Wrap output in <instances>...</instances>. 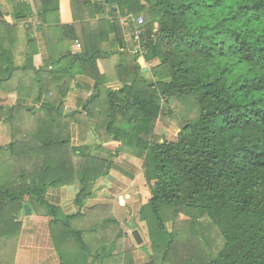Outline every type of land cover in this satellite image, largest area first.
Returning a JSON list of instances; mask_svg holds the SVG:
<instances>
[{"label":"trees","instance_id":"1","mask_svg":"<svg viewBox=\"0 0 264 264\" xmlns=\"http://www.w3.org/2000/svg\"><path fill=\"white\" fill-rule=\"evenodd\" d=\"M66 10L69 24L62 0H15L17 24L0 22L10 39L0 36V92L31 74L24 89L10 91L40 105L32 107L37 129L22 135L14 125L28 107L3 106L13 140L0 147V264H13L6 253L25 205L52 217L61 264H126L110 207L86 208L97 219L78 227L84 215H63L47 192L79 182L83 208L96 181L131 150L143 158L152 194L140 213L152 248L145 264H264V0H69ZM33 16L47 62L35 65L34 47L20 67L15 33ZM141 17L143 55L130 49ZM74 84L77 108L66 111ZM172 114L183 123L177 137L156 135L159 119ZM204 220L222 239L217 252Z\"/></svg>","mask_w":264,"mask_h":264},{"label":"crops","instance_id":"2","mask_svg":"<svg viewBox=\"0 0 264 264\" xmlns=\"http://www.w3.org/2000/svg\"><path fill=\"white\" fill-rule=\"evenodd\" d=\"M15 0H0V22L6 25L17 24L14 12L13 3ZM62 18L64 24L71 23L69 12L66 8L69 6V0H62ZM5 31L0 30V36L4 43L9 44L10 39L4 36ZM15 41L20 42V50L17 49L15 64L23 67L27 64V54L33 50L37 51L35 57V65L40 66L46 64L48 53L42 41V31L39 18L33 16L28 22L20 23L17 26V33H15ZM14 36V35H13ZM31 41H34L33 47ZM129 45L131 41L128 39ZM32 48V49H31ZM71 51L77 52L75 43L70 47ZM112 64V63H111ZM152 65L148 63L147 65ZM111 66V65H110ZM22 81V83L19 82ZM29 80H32L31 74L24 76L18 74L16 79L10 84L6 85L5 90L0 92V147H6L13 140V126L7 121V114L3 109L4 105H25L28 107V112H20L17 118V124L14 128L17 129L16 135L27 132H34L37 127V119L40 114L32 112V107L39 109L40 105L26 99H18L15 91H10L15 88L24 89ZM81 84L88 82L87 78H79ZM21 84V85H18ZM76 84V83H75ZM73 85L67 102L66 111H72L77 108L78 97L80 95L79 89ZM163 117H161V120ZM73 145L79 146V128L73 127ZM94 143V136H90L85 144ZM103 159H108L109 156L99 154ZM143 158L134 150L122 152L121 155L114 160V167L110 173L98 179L94 185L95 197L86 201L83 208L76 204V197L82 189L79 182L64 187H51L47 192V200L54 206L60 208L63 215L71 216L81 214V217L75 221V225L81 227L82 225L93 222L97 219L95 213L86 214V208L95 206H108L111 208V216H113L125 234L123 239L125 257L132 259V264H145L150 260V254H145L140 251L138 245L133 237L134 231L144 233V228H147L145 222L141 221L140 213L144 205L148 203L152 197L150 186L147 183L143 168ZM124 197H126L124 199ZM128 197V198H127ZM30 216L21 215L19 222L22 224L21 233L16 242V251L13 258V264H61L60 256L53 242L50 223L52 217L48 216L44 210L40 208L31 209ZM86 215V216H85ZM118 228V227H117ZM143 232H142V231ZM146 230V229H145ZM117 232V231H116ZM145 235V234H143ZM144 241V240H143Z\"/></svg>","mask_w":264,"mask_h":264},{"label":"rangeland","instance_id":"3","mask_svg":"<svg viewBox=\"0 0 264 264\" xmlns=\"http://www.w3.org/2000/svg\"><path fill=\"white\" fill-rule=\"evenodd\" d=\"M116 59V58H114ZM157 64V62H153L152 65H147L148 69H150L151 67L155 66ZM175 114H172L170 116H164L163 119L161 120V118L159 119L155 132L156 135L158 136H163L166 137L167 139L173 140L177 137V134L179 133L183 123L178 119L176 120ZM139 155V152H138ZM126 197H124L125 199ZM128 198V197H127ZM183 220H187L186 217H182ZM205 223V228H206V236L209 239L210 244L212 245V249L214 250V252H217L221 246H222V239L218 234V231L216 230L215 227H213L208 220H204L203 221ZM147 225V224H146ZM171 224L168 225L169 229H171ZM79 227V226H78ZM73 228H76L75 226ZM117 227L115 228V232L117 231ZM146 229V230H145ZM142 231V230H141ZM144 233H141V237L144 240V243L140 246V251H142L143 253L150 254V260L151 261V254H152V248H151V243H150V239H149V231H148V227L144 228ZM143 232V231H142ZM145 234V235H143ZM124 246V245H123ZM69 247H71L69 245ZM74 248V247H73ZM73 248H71L72 250H74ZM15 251H16V245L13 243L8 252L10 254H7V258H8V263H10L11 261L13 262V256H15ZM124 262L126 264H132V259L131 258H124Z\"/></svg>","mask_w":264,"mask_h":264},{"label":"built area","instance_id":"4","mask_svg":"<svg viewBox=\"0 0 264 264\" xmlns=\"http://www.w3.org/2000/svg\"><path fill=\"white\" fill-rule=\"evenodd\" d=\"M144 24V19L141 17L138 19V25L135 26V32H134V42L136 45H133L130 49L134 53H139V54H145V51L142 48V43H141V35L143 33V30L141 26ZM76 49L80 50L81 49V44L77 41L75 43Z\"/></svg>","mask_w":264,"mask_h":264},{"label":"water","instance_id":"5","mask_svg":"<svg viewBox=\"0 0 264 264\" xmlns=\"http://www.w3.org/2000/svg\"><path fill=\"white\" fill-rule=\"evenodd\" d=\"M24 213L26 216H30L32 214L29 205H25ZM132 235H133V237H134V239L138 245H142L144 243L143 238L141 237L139 231H137V230L134 231Z\"/></svg>","mask_w":264,"mask_h":264}]
</instances>
